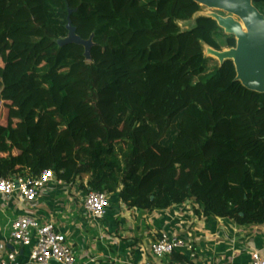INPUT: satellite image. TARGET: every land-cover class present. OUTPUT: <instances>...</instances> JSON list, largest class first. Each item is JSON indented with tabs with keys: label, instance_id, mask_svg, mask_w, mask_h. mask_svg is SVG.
Segmentation results:
<instances>
[{
	"label": "trees",
	"instance_id": "trees-1",
	"mask_svg": "<svg viewBox=\"0 0 264 264\" xmlns=\"http://www.w3.org/2000/svg\"><path fill=\"white\" fill-rule=\"evenodd\" d=\"M255 7L264 14V0ZM193 0H0V178L55 172L128 210L264 224V94L178 22ZM202 21L210 22L208 19ZM84 46L60 45L68 23ZM221 29L213 23V31ZM228 43L233 42V37ZM177 253L170 264L183 262Z\"/></svg>",
	"mask_w": 264,
	"mask_h": 264
},
{
	"label": "crops",
	"instance_id": "crops-1",
	"mask_svg": "<svg viewBox=\"0 0 264 264\" xmlns=\"http://www.w3.org/2000/svg\"><path fill=\"white\" fill-rule=\"evenodd\" d=\"M88 180L85 176L74 185L53 183L32 204L19 193L0 197V260L17 252L20 264H30L33 247L9 243L13 222L24 216L53 224L74 245L77 264H170L172 256L148 255L162 233L188 243L176 252L184 264H251L253 252L264 256V224L242 226L230 218L205 217L193 200L165 211H144L128 210L113 195L106 217L92 221L84 211Z\"/></svg>",
	"mask_w": 264,
	"mask_h": 264
},
{
	"label": "built area",
	"instance_id": "built-area-1",
	"mask_svg": "<svg viewBox=\"0 0 264 264\" xmlns=\"http://www.w3.org/2000/svg\"><path fill=\"white\" fill-rule=\"evenodd\" d=\"M53 183H62V181L51 170H45L37 178L21 175L10 179L0 178V197L10 198L15 193H19L26 203L32 204ZM109 204L108 194L88 191L84 200L85 216L92 221H101L108 213ZM9 243L22 248L33 247L30 264H52L53 262L77 264L78 262L76 249L66 236L57 232L53 224L42 225L31 216L20 217L13 222ZM187 246L188 243L181 238L162 233L151 244L148 255L149 258L163 259L171 257ZM17 255V252L8 254L6 258L0 260V264H20ZM145 264L152 263L148 260ZM251 264H264V256L259 251L253 252Z\"/></svg>",
	"mask_w": 264,
	"mask_h": 264
},
{
	"label": "water",
	"instance_id": "water-1",
	"mask_svg": "<svg viewBox=\"0 0 264 264\" xmlns=\"http://www.w3.org/2000/svg\"><path fill=\"white\" fill-rule=\"evenodd\" d=\"M200 6L229 15L218 18V26L226 34L237 39V47L227 51H211L220 66L232 61L236 68V81L249 91L264 94V14L254 5L256 0H193ZM238 18L239 20H236ZM247 32H244L243 26ZM69 36L60 42L61 46L77 44L86 49V58L91 59L92 39L83 41L76 35V29L68 23Z\"/></svg>",
	"mask_w": 264,
	"mask_h": 264
},
{
	"label": "rangeland",
	"instance_id": "rangeland-1",
	"mask_svg": "<svg viewBox=\"0 0 264 264\" xmlns=\"http://www.w3.org/2000/svg\"><path fill=\"white\" fill-rule=\"evenodd\" d=\"M229 15L226 13L208 9L207 7L200 6L199 9L193 15V18L185 21V22H178L181 31L183 33L193 32L194 34L198 35L202 39V44L204 47L205 56L207 58L214 59L218 61L212 54L211 51H227L231 49H235L237 47V39L233 37V42L228 43V38L224 35L226 32L223 29H218L217 31H213V23L218 25V18L223 17L226 18ZM202 19H208L210 22L202 21ZM239 20L238 18H235ZM240 21V20H239ZM69 36V34H68ZM66 38H61V40H65ZM220 64V63H219ZM6 106L5 104L0 101V121H3L6 116ZM115 196L112 195L111 199H114Z\"/></svg>",
	"mask_w": 264,
	"mask_h": 264
},
{
	"label": "bare ground",
	"instance_id": "bare-ground-1",
	"mask_svg": "<svg viewBox=\"0 0 264 264\" xmlns=\"http://www.w3.org/2000/svg\"><path fill=\"white\" fill-rule=\"evenodd\" d=\"M242 26H243V30H244V32H247V30H246V28H245V26L242 24Z\"/></svg>",
	"mask_w": 264,
	"mask_h": 264
}]
</instances>
